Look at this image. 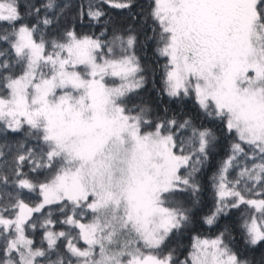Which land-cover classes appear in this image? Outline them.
<instances>
[{
    "label": "snow or ice",
    "instance_id": "obj_1",
    "mask_svg": "<svg viewBox=\"0 0 264 264\" xmlns=\"http://www.w3.org/2000/svg\"><path fill=\"white\" fill-rule=\"evenodd\" d=\"M0 264H264V0H0Z\"/></svg>",
    "mask_w": 264,
    "mask_h": 264
}]
</instances>
